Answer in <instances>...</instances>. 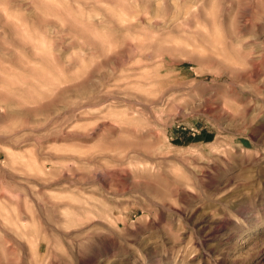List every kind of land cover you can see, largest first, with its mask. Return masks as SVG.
Listing matches in <instances>:
<instances>
[{
    "label": "rangeland",
    "instance_id": "1",
    "mask_svg": "<svg viewBox=\"0 0 264 264\" xmlns=\"http://www.w3.org/2000/svg\"><path fill=\"white\" fill-rule=\"evenodd\" d=\"M0 264H264V0H0Z\"/></svg>",
    "mask_w": 264,
    "mask_h": 264
}]
</instances>
